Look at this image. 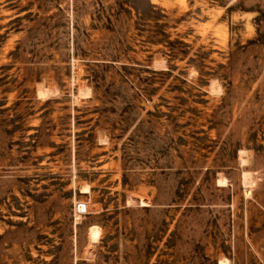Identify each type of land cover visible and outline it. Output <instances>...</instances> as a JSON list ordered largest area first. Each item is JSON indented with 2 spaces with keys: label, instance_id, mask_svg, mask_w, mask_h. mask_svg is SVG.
I'll return each instance as SVG.
<instances>
[{
  "label": "rangeland",
  "instance_id": "374dc122",
  "mask_svg": "<svg viewBox=\"0 0 264 264\" xmlns=\"http://www.w3.org/2000/svg\"><path fill=\"white\" fill-rule=\"evenodd\" d=\"M0 264H264V0H0Z\"/></svg>",
  "mask_w": 264,
  "mask_h": 264
},
{
  "label": "trees",
  "instance_id": "16d2710c",
  "mask_svg": "<svg viewBox=\"0 0 264 264\" xmlns=\"http://www.w3.org/2000/svg\"><path fill=\"white\" fill-rule=\"evenodd\" d=\"M151 6H153V5H151Z\"/></svg>",
  "mask_w": 264,
  "mask_h": 264
}]
</instances>
